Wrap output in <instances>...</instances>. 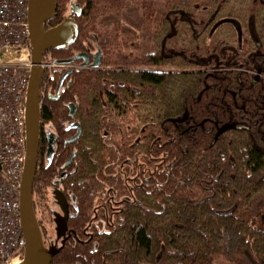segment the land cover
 Here are the masks:
<instances>
[{
	"label": "trees",
	"instance_id": "16d2710c",
	"mask_svg": "<svg viewBox=\"0 0 264 264\" xmlns=\"http://www.w3.org/2000/svg\"><path fill=\"white\" fill-rule=\"evenodd\" d=\"M78 1L77 41L45 60L98 41L103 63L73 69L56 99L42 93L41 124L62 128L75 103L84 130L66 181L96 188L112 151V187L134 195L111 231L67 242L52 264H264V229L253 224H264V0ZM65 72L50 70L42 87ZM234 123L246 128L218 135ZM40 165L34 203L48 237L56 171ZM88 221L81 208L70 225Z\"/></svg>",
	"mask_w": 264,
	"mask_h": 264
},
{
	"label": "water",
	"instance_id": "95a60500",
	"mask_svg": "<svg viewBox=\"0 0 264 264\" xmlns=\"http://www.w3.org/2000/svg\"><path fill=\"white\" fill-rule=\"evenodd\" d=\"M57 5L58 0H28L32 66L25 96L26 155L20 186V224L26 238V248L23 260L16 264H52L72 235V232L68 230V221L74 215L70 214L69 203L62 191L59 189L53 191L55 202L59 205L60 210L53 212L55 238L48 244L44 241L34 203V183L39 157L41 107L43 104L42 83L46 75V68L43 65L44 56L50 50L65 49L76 42L79 36V26L75 17L82 13V7L74 3L71 6V13L61 23L47 29L46 24L55 17ZM101 57V50L94 54L92 68L100 67ZM81 59L84 60L83 66H86L89 64L90 56L88 53H78L71 58L58 60V63L69 65ZM69 73L62 77L59 91ZM185 117H187V113ZM77 127L79 132L69 140L70 142L76 140L81 134V126ZM230 128L243 129L246 128V125L243 123L225 125L219 130L218 135ZM48 137L46 157L52 161L55 156L56 137L53 134H49ZM59 184L60 182H54L56 188Z\"/></svg>",
	"mask_w": 264,
	"mask_h": 264
},
{
	"label": "built area",
	"instance_id": "2783aa9c",
	"mask_svg": "<svg viewBox=\"0 0 264 264\" xmlns=\"http://www.w3.org/2000/svg\"><path fill=\"white\" fill-rule=\"evenodd\" d=\"M43 65L46 71L67 66L56 59L44 60ZM31 66L28 0H0V264L21 262L26 248L20 224V186Z\"/></svg>",
	"mask_w": 264,
	"mask_h": 264
},
{
	"label": "flooded vegetation",
	"instance_id": "af4514ba",
	"mask_svg": "<svg viewBox=\"0 0 264 264\" xmlns=\"http://www.w3.org/2000/svg\"><path fill=\"white\" fill-rule=\"evenodd\" d=\"M74 3H77L82 7V13L80 15L82 16L85 10V4H81L78 0H69V2L65 4V13L63 14L62 18L60 19L59 17H57L56 15L57 10H56L55 17L51 21L47 22L46 28L48 29L51 27H55L56 25L61 23L64 20V18L71 13V6ZM58 5H57V9H58ZM80 16H76L75 20L77 21V17ZM99 50H101V48L98 45V41H95L93 42L92 46L86 44L85 50L78 51L76 54L88 53L90 56L89 64L86 66H83L84 60L83 59L80 60V62L78 63L81 66L80 68H92L91 64L94 61V54H96ZM51 52L52 50L45 53L44 60L51 54ZM101 52H102V57H101V65H102L103 51L101 50ZM71 71L72 69L66 70L63 76H65V74ZM47 72H50V70H47L46 74ZM59 85L60 82L56 87H54L51 82L45 84L44 87H42L43 88L42 93L49 98L56 99L60 97L63 91L66 89L65 84H63L59 91ZM76 112H77V105L75 103L69 104L68 118H65L62 121L61 123L62 128L60 129L57 128L52 121L45 125L41 124L38 164L39 163L41 165L44 164L45 168L47 169L51 168L56 171V175L53 178L52 184L48 189L47 201L45 202L47 205V209H49L51 214V219H52L51 225L54 232L52 236L46 237V241H45L46 244L50 243L55 238L53 212L60 210V207L55 202V198L53 195V191L55 189H59L65 194L67 201L69 203L70 214L74 215L73 217H70L68 221V227H69L68 230L72 232V235L70 239L66 241V243L71 241L84 243V244L90 243L95 239L96 236L101 234H106L109 231H111L112 225L114 223V217L121 211L122 208L121 203L123 201L125 202L131 201L134 195V188L129 184H127L129 194L121 198H118V191H116V189L112 187V151H111L109 163L103 168H101V165H98V169H100L101 171L100 177L104 179H99L91 183L95 185L96 188L92 190H87L86 186L88 182H86L85 180H79L78 182H70V183L66 181L69 175L75 173L79 168V164L77 163V156L79 153V147L77 142L81 138L84 128L82 123L75 118ZM78 125L81 126L82 128L81 134L76 140L70 142L69 140L74 138L79 132V128L77 127ZM49 134H53L56 137L55 156L52 161H49L46 157L47 148L49 144V137H48ZM104 135L106 136L108 134L106 133ZM110 139H112V137ZM41 144H42V148H41ZM109 147L110 149H112V141L109 143ZM69 152H71L70 156L68 158H65V156H67ZM54 182H58V183L60 182L57 188L55 187ZM134 183L135 186L142 185V184H137V178H134ZM81 208L83 209V212L85 210L88 211L89 221L87 222L86 226H84L82 229L79 230V229H75L70 225V220L78 217L81 214ZM83 215L85 214L83 213Z\"/></svg>",
	"mask_w": 264,
	"mask_h": 264
},
{
	"label": "rangeland",
	"instance_id": "374dc122",
	"mask_svg": "<svg viewBox=\"0 0 264 264\" xmlns=\"http://www.w3.org/2000/svg\"><path fill=\"white\" fill-rule=\"evenodd\" d=\"M88 40V39H87ZM89 41V40H88ZM81 66L79 64H71V65H67V66H64V67H61L62 70H69V69H75V68H80ZM58 69V68H57ZM118 198H121L118 196ZM125 202V201H123ZM123 202L121 203V207L123 205ZM122 209V208H121ZM253 224L256 226V227H260L262 229H264V224H263V221L261 220H257V221H254ZM44 241H46V237L44 236ZM216 264H227L225 263L224 261H217Z\"/></svg>",
	"mask_w": 264,
	"mask_h": 264
}]
</instances>
